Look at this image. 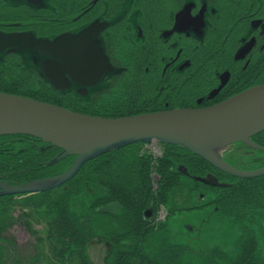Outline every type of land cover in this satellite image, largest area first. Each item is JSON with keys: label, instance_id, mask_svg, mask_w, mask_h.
<instances>
[{"label": "flooded vegetation", "instance_id": "flooded-vegetation-1", "mask_svg": "<svg viewBox=\"0 0 264 264\" xmlns=\"http://www.w3.org/2000/svg\"><path fill=\"white\" fill-rule=\"evenodd\" d=\"M19 34L49 42L78 36L80 41L67 43L61 60L5 39ZM47 65L59 66L62 90L46 78ZM0 68L12 75L22 71L31 80L30 91L60 94L61 101L92 116L215 106L264 85V0H1ZM32 76L38 78L32 81ZM6 141L0 149V183L20 186L11 182L14 171L6 162L13 155L17 170L21 156ZM251 141L256 147L225 149L224 160L239 170L264 167V131ZM211 168L214 173L208 174L222 182ZM200 185L212 193L216 189ZM155 210L143 208L140 223H153ZM28 213L18 207L14 216L31 217Z\"/></svg>", "mask_w": 264, "mask_h": 264}, {"label": "trees", "instance_id": "trees-1", "mask_svg": "<svg viewBox=\"0 0 264 264\" xmlns=\"http://www.w3.org/2000/svg\"><path fill=\"white\" fill-rule=\"evenodd\" d=\"M20 74L21 76L12 75L0 68V92L32 98L64 107L74 112L88 114L84 110L74 108L61 101L62 96L60 94L52 95L50 93L30 91V78L24 77L25 74L22 71ZM15 138H24L29 141L32 139L35 142L32 144L42 146L41 148L37 146L35 150L45 151L47 157L45 162L38 164L31 160L30 154H26L21 157V163L17 170L13 161L14 164H12L13 167L10 170L14 171V174H11L13 175L12 183L24 185L54 177L66 171L72 164L70 161L73 157L66 158L62 163L55 161L56 155L60 150L40 140L27 136L3 137L2 139L10 140ZM7 146L8 141H4V144L0 147L6 148ZM9 146L12 149V145ZM162 148L161 157H154L147 151L143 152L142 144L111 149L85 163L78 174L64 185L60 198L49 196L50 193L48 191L37 196H30L26 201H23L26 202V205L23 206L24 209L22 210L28 211L30 215L31 210L34 211V208L41 207L46 215L50 217L55 215V218L51 219L52 221L49 220L47 222L49 224V233H53V238H55L52 246L55 247V251L59 250L56 253L57 255H68L69 260L73 259L76 264H89V256L86 253L89 243L102 239L107 240L113 246L112 264H190L182 261L185 252L184 245H173L167 241H162L158 248L153 246L152 237L154 236L150 235V233H153L152 229L149 228L145 232L142 231L143 228L140 226L141 211L145 203L150 208L155 207V209H158L161 204L165 206L171 205L175 195L180 193V189H182L180 183L181 175L178 172L180 165L177 168L174 162L184 164L189 175L194 177H203L208 173H214V170L204 160L182 147L162 145ZM124 150L127 151L130 157L121 154ZM117 152L119 153L116 154ZM114 154L120 155L124 159L128 158V163L126 164L127 178L131 183L125 185L127 188H123L120 185H111V177H108L107 181L104 179L103 183L96 181V172L99 171L98 162L102 161L104 166H108L110 162L105 161V159H111ZM137 164L142 169L138 174L136 173ZM152 172L158 174L159 181L157 180L156 186L152 183L153 178L150 176ZM142 173H144V177L140 176ZM216 175L220 181L230 184L228 188L212 190L217 194L215 203L218 211L231 218L238 225L241 232L234 252L231 253L218 248L212 249L202 256L199 264H264V259L260 255L259 240L254 228V220L250 218L252 216L254 219L256 213L264 209V176L240 179L220 173H216ZM98 186L102 188V191L98 189ZM105 186H108L106 188L109 189V192L104 189ZM83 192L87 193V195L81 198L80 196ZM94 195L95 197H93ZM77 196L79 198L76 206H80L82 212L80 213L77 208L75 212L80 216L81 220L69 219L66 216V206L69 207V205L61 203L60 199L69 200ZM96 197V202H93ZM53 199L57 200L53 201ZM110 202H119L122 205V216L124 219L127 216V221L124 222L126 230L125 228L122 229L125 232L119 235V240L115 232L111 231L116 226L114 223L116 218H118L117 216L112 217L113 224L109 222L107 226H95L96 209ZM4 204H6L7 212L10 206L13 205L12 207H14L12 199L6 200ZM56 214L61 215V218L57 219ZM108 227H110L109 230ZM98 231H103L105 235L104 233L99 234ZM125 242L131 243V249L119 251V244ZM153 250H155L154 253Z\"/></svg>", "mask_w": 264, "mask_h": 264}, {"label": "water", "instance_id": "water-1", "mask_svg": "<svg viewBox=\"0 0 264 264\" xmlns=\"http://www.w3.org/2000/svg\"><path fill=\"white\" fill-rule=\"evenodd\" d=\"M5 39H9L12 46L36 50L61 60L65 45H75L80 41L78 36H60L49 42L36 39L31 34L7 36ZM45 70L51 85L62 90L65 79L59 66L49 68L47 65ZM101 75V72L95 74L94 82ZM72 77L77 78V72ZM263 131L264 85L247 89L211 107L172 109L118 118L94 117L0 92V137L27 136L54 146L60 150L55 161L74 157L70 168L54 177L21 186L0 183V196H30L58 188L70 181L85 163L99 155L114 148L152 141L182 147L225 175L240 179L257 178L264 176V168L239 170L221 159L217 151L239 143L256 147L251 138ZM179 172L188 175L182 166ZM191 179L213 188L229 186L212 174ZM120 209V204L111 203L97 211L114 215Z\"/></svg>", "mask_w": 264, "mask_h": 264}, {"label": "rangeland", "instance_id": "rangeland-1", "mask_svg": "<svg viewBox=\"0 0 264 264\" xmlns=\"http://www.w3.org/2000/svg\"><path fill=\"white\" fill-rule=\"evenodd\" d=\"M37 78L38 77L32 76V81ZM41 78L42 77H40V79ZM4 141L6 140L0 139V142ZM9 141L12 145L13 153H19L21 157H24L26 154H30L31 160L38 164L45 162L47 153L45 151L40 152L39 150H35L37 149V146L41 148V145L32 144L24 138H15L10 139ZM0 149H3V147H0ZM162 150L163 148L160 144H149L144 147L143 152L147 151V153L153 155L154 157H161L163 152ZM118 153L119 152L116 154ZM59 154L60 152L56 156ZM121 154L129 156L126 150L121 152ZM224 155L225 154L218 156L221 159H224ZM232 155L233 156L231 157L235 158L233 162L236 163V161H238V156L235 153H232ZM12 159L13 155H10L8 156V161L6 162V166H9L11 169L13 167L12 164L15 163H13L14 160ZM65 159L58 162L62 163ZM127 159L128 158L124 159L120 157V155L117 156L114 154L111 159H105V161L110 162L109 165L107 164L108 166H104L103 162L99 161V171L96 172V181L103 183L104 179L107 181V179H109L108 177H111V185H120L123 188H127L125 185L131 183V181L129 182L127 178ZM70 162L73 163V159ZM174 164L175 167L179 165L186 167L184 164L175 162ZM141 170V166L137 164L136 173H140ZM180 175V183L182 186L180 193L175 195L171 205L165 206L161 204L158 209L156 208L155 221L150 224H141L140 226L143 228L142 231L147 232L149 228L152 229L153 233H149L151 236H154L152 237V244L155 248H158L162 241H167L173 245H184L185 252L182 257V261L185 263L199 264L202 256L210 252L212 249L218 248L227 252H234L241 231L238 225L231 218L223 216L219 213L215 203L217 194L214 191L213 193L209 192L200 184H195L184 174L180 173ZM140 176L144 177V173ZM150 176L153 178L152 183L156 186L157 180L159 181L158 174L152 172ZM64 185L47 190L50 193L49 196H53V198L57 199L60 198ZM106 187L108 186H105L104 189L109 192V189ZM86 188L88 189L87 185ZM98 189L102 191L100 186H98ZM37 195L40 194L38 193ZM85 195H87V193L83 192L80 197L83 198ZM95 195L97 196V194ZM95 195L93 197H95ZM27 198H11L16 205H14V207H12L13 205L10 206L8 212L6 211V204H4V202L11 199H0V264H76L73 259L69 260L68 255L62 256L59 253V255H57L56 253L59 252V250L55 251V247L52 246V243L55 242L53 241L55 238H53V233H49V224L47 222H49V220L52 221L51 219H54L55 215L50 217L43 212L41 207H38L34 208V211H30L32 214L31 217L22 216L20 218H16L14 216L18 207L20 210L24 209L23 206L26 205V202L23 201H26ZM78 198L79 196L76 198H70L69 200L60 199L61 203H67V205H69V207L66 206V216L69 219L81 220L80 216L75 212L76 208L80 213L82 212V208L80 206H76ZM57 199H53V201H56ZM96 200L97 197L96 199L94 198L93 202H96ZM146 207L149 206L145 203L144 208ZM122 214L123 210H121L119 215H117L118 218H116L114 223L116 225L114 226L115 228L111 229V231L115 232L118 240L119 235H122L125 232L122 231V229L125 228L126 230L124 222L127 221V216H125L124 219ZM56 217L59 219L61 218V215L56 214ZM112 217V215L107 216L106 214H99L96 212L95 226H107L109 222L113 221ZM250 218L254 220V228L256 229L255 231L260 240V255L264 259V209L258 211L254 219L252 216ZM189 228L192 230H189ZM109 229L110 227H108V230ZM98 233L102 234L104 232L98 231ZM103 241L105 243L107 240ZM93 242L89 243V248L86 251L87 256H89V264H112L113 246L110 245L108 241V244L106 245L104 243L94 245ZM118 248L119 251L130 250L131 243H120ZM154 252L155 250H153V253ZM56 261H60V263Z\"/></svg>", "mask_w": 264, "mask_h": 264}, {"label": "bare ground", "instance_id": "bare-ground-1", "mask_svg": "<svg viewBox=\"0 0 264 264\" xmlns=\"http://www.w3.org/2000/svg\"><path fill=\"white\" fill-rule=\"evenodd\" d=\"M260 135L262 134V132L261 133H259ZM258 135V134H257ZM257 135H255V136H257ZM255 136H253V137H255ZM224 148H221L220 150H218V151H221L222 153L224 152ZM262 168H264V167H262ZM253 169H256V168H253ZM259 169H261V168H259ZM258 170V169H257ZM251 171H253V170H251ZM251 179V178H250ZM20 196V198L21 197H23V195H19ZM220 213V212H219ZM220 214H222V213H220ZM223 216H225L224 214H222ZM256 230V229H255ZM257 236H258V234H257ZM258 240H259V237H258ZM260 241V240H259ZM260 244V243H259ZM260 248V247H259Z\"/></svg>", "mask_w": 264, "mask_h": 264}]
</instances>
